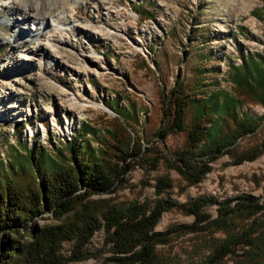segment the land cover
<instances>
[{"label": "rangeland", "instance_id": "rangeland-1", "mask_svg": "<svg viewBox=\"0 0 264 264\" xmlns=\"http://www.w3.org/2000/svg\"><path fill=\"white\" fill-rule=\"evenodd\" d=\"M36 6L37 18L19 16L24 7ZM95 30L104 34H92ZM38 42L49 50L33 55ZM247 53L264 58V0H0V92L12 84L15 90L0 99V168L18 152V142L28 149L41 145L55 156L86 123L96 135L84 137L107 154L130 142V149L143 148L146 156L170 157L187 134L172 132L164 141L156 135L168 92L179 84L198 100L212 90H227L240 98V115L252 117L257 126L211 162L201 181L192 183L164 158L154 169L138 158L116 191L91 197L110 203L152 198L155 179L167 176L178 203L202 195L220 201L251 194L264 204V93L239 87L229 70ZM20 81L23 87L15 88ZM108 131L114 135L108 137ZM250 150L258 156L236 163ZM207 211L213 221L203 232L176 228L194 221L178 207L162 214L155 230L168 231V240L156 245L155 264H195L216 243L239 236L253 243L233 245L218 264H264V209L225 219L215 218L216 205ZM50 221L40 217L37 224ZM102 238L96 232L90 248L99 250ZM69 245L63 246L65 254ZM106 256L66 264H106Z\"/></svg>", "mask_w": 264, "mask_h": 264}, {"label": "trees", "instance_id": "trees-1", "mask_svg": "<svg viewBox=\"0 0 264 264\" xmlns=\"http://www.w3.org/2000/svg\"><path fill=\"white\" fill-rule=\"evenodd\" d=\"M229 70L239 87H256L264 93L263 57L241 55V63L231 64ZM113 101L116 107L117 100ZM240 103V98L227 90H212L194 100L182 85L173 87L165 99L163 125L156 135L160 141L172 132L186 131L187 135L184 146L170 157L146 156L143 148L130 149V142L114 145L116 152L107 154L84 137L96 135L87 123L71 141L62 143L55 156L41 145L28 149L18 142V152L0 168V264H66L104 253L106 264H155L156 245L168 240V231L155 230L165 211L178 207L194 217L192 223L176 227L182 232H203L213 221L208 206L216 205V219L250 217L263 210L264 204L251 194L220 201L202 195L178 203L169 193L172 183L167 176L155 179L152 198L110 203L91 197L116 191L138 158L150 169L164 158L192 183L201 181L211 162L222 153H230L236 140L257 126L252 117L240 115ZM116 110L128 118L124 109ZM108 135L114 134L108 131ZM81 137L84 140L79 142ZM258 152L241 153L236 163L253 160ZM40 217L51 221L38 225ZM96 232H102L103 238L101 248L94 251L89 244ZM65 243L70 244L67 254L63 252ZM239 243L251 244L253 240L239 236L216 243L195 264H218Z\"/></svg>", "mask_w": 264, "mask_h": 264}, {"label": "bare ground", "instance_id": "bare-ground-1", "mask_svg": "<svg viewBox=\"0 0 264 264\" xmlns=\"http://www.w3.org/2000/svg\"><path fill=\"white\" fill-rule=\"evenodd\" d=\"M37 10H38V8H37V6L36 7H24V12L21 14V13H19V16H21L23 19H25L26 21H28L29 19V17H36L37 16ZM52 13V12H51ZM50 13V14H51ZM25 14H27V16H25ZM49 14V15H50ZM53 14V13H52ZM31 15V16H30ZM37 18V17H36ZM36 20H38V19H35L34 21H36ZM31 21H33V20H31ZM54 22H55V20L53 19V17H51V24H50V26H54ZM92 34H95V35H100V36H102L104 33H102V31L101 30H95V31H92ZM46 50V51H45ZM47 50H49V46L46 44V43H44V42H38V43H36L35 44V47H34V49L32 50V52H33V55H39V53H45V52H47ZM53 51V50H52ZM49 53V52H48ZM57 54V53H56ZM49 55H50V57L51 56H53L51 53H49ZM56 56V55H55ZM26 57H22V58H20V59H25ZM57 58V57H56ZM59 58V57H58ZM62 58V57H61ZM27 59L29 60V61H34L35 59L34 58H28L27 57ZM27 75H30V74H28L27 73ZM29 79H35V75L33 76V75H30V76H27ZM19 84H20V87H15V88H22L23 87V83H22V81H20V82H18ZM14 85L12 84L11 86H5L6 88L4 89V90H6V91H4V90H1L2 92H0V99L2 98V97H4L6 94H12L13 92L15 93V90H13V87Z\"/></svg>", "mask_w": 264, "mask_h": 264}]
</instances>
